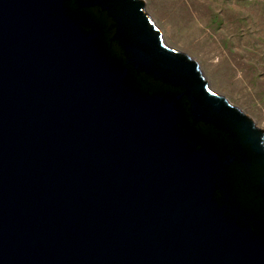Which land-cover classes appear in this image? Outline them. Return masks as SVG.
I'll list each match as a JSON object with an SVG mask.
<instances>
[{
  "label": "water",
  "instance_id": "obj_1",
  "mask_svg": "<svg viewBox=\"0 0 264 264\" xmlns=\"http://www.w3.org/2000/svg\"><path fill=\"white\" fill-rule=\"evenodd\" d=\"M0 264H264V137L142 0H0Z\"/></svg>",
  "mask_w": 264,
  "mask_h": 264
},
{
  "label": "rangeland",
  "instance_id": "obj_2",
  "mask_svg": "<svg viewBox=\"0 0 264 264\" xmlns=\"http://www.w3.org/2000/svg\"><path fill=\"white\" fill-rule=\"evenodd\" d=\"M142 2L163 42L187 54L264 137V0Z\"/></svg>",
  "mask_w": 264,
  "mask_h": 264
}]
</instances>
